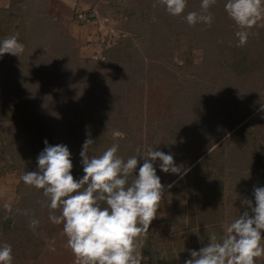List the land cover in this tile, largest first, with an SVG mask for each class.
<instances>
[{
  "label": "rangeland",
  "instance_id": "obj_1",
  "mask_svg": "<svg viewBox=\"0 0 264 264\" xmlns=\"http://www.w3.org/2000/svg\"><path fill=\"white\" fill-rule=\"evenodd\" d=\"M19 1L22 0H0V5L6 8ZM75 3L74 0H61V2L51 0L49 6H52L53 10L60 15L72 17L75 12ZM81 9L80 16L90 19L91 22L83 24L73 21L69 27L71 35L75 38V49L89 64H93L102 60L105 48L116 44L120 33L128 35L129 30L124 25L128 12L122 5L115 14L111 12L105 15H102L98 9L92 8L90 3L84 4ZM7 11L8 9L0 10V16ZM175 18L178 19L179 16H173L172 21ZM24 25L26 22H20L18 27ZM166 30L173 34L176 26L174 23L168 24ZM182 33H185V30H182ZM39 35L44 40L43 43ZM39 35L36 41H29L34 42L31 49L42 47L45 42L50 47L53 43L54 45L58 43L57 39L53 37L52 40L51 36H48L50 31ZM25 37L27 38L26 35L21 34L18 39L21 42ZM171 38L173 39V35ZM60 48L69 51L68 53L71 51V46L66 40L60 42ZM115 53H113L115 56L119 55ZM127 57L128 54L118 56L117 63L122 64L119 67L118 65L104 67L98 79L99 82H97L99 92L105 95L107 106L110 107L108 115L104 113L103 106H98L95 111L87 109L88 113H85V110L79 112L78 108L76 111L75 103L79 98L86 97V93L90 90V87L87 88L88 85L93 84L75 75L76 70L71 73L72 77L61 76L59 79H53L52 83L47 81L42 85L37 81H29L23 86L38 90L50 87L48 90L50 94L44 93L41 98L46 102L50 100L53 102L48 109L49 117H52L51 125H47L48 129L40 134V138H43V141L48 140L51 145L65 144L68 146L72 153L74 178L78 179L83 175H76L81 166L76 159L81 160L79 153L88 135L95 141L91 146L90 156L94 154L98 156L116 143L119 145L118 155L123 156L124 154V157H127L129 150L140 146L143 151L159 150L173 155L181 173L187 170L186 175L180 178V174L161 171L159 160L154 163L157 175L160 176L161 183L165 186V192L157 210V217L149 226L147 238H141L140 245L137 247V252L143 258L141 264H152L150 248L155 255V264H185V260L191 258L190 250H199L209 242V233H215L219 238L224 228L245 211L242 200L244 198L254 199L251 190L254 186H264V164L260 163L258 166L255 163L257 158L264 162V129L262 131L264 104L254 109L241 122L248 119L253 122L250 128L257 132L256 135H253L249 128V130H241L229 137L228 134H223L226 130V119L229 117H225L224 113L214 114V108H210L207 104L203 107L201 104L198 106L194 100L196 99L195 91L191 94V99L184 100L186 89L178 90L181 79L173 74L177 70L172 68L169 60L177 65H184L185 60L181 57V50L173 48L171 54L166 55L168 58L160 56L153 59L152 68L147 69L149 78L140 87H135L129 82L127 76L123 79L124 72L130 69L129 64H124ZM62 59L64 58H53L49 61L46 59L40 68L67 72L71 66ZM16 61V55L6 53L0 57V79H2V72L15 66ZM107 69L112 74L106 73ZM116 75L120 76L119 79L114 77ZM204 78L203 82L207 83L208 93L220 102L223 99V93L227 91L224 88L223 79L207 75L206 72ZM120 79H123L120 82L122 86H114L115 80ZM189 85L190 80L185 83V87ZM1 87L0 85V92L6 93L7 90L4 91ZM13 87H16V90L11 86L9 89L6 87L9 90L5 100L7 102L20 94L17 90H20L21 84ZM200 91L202 98L206 90ZM23 99L29 100L25 95ZM3 100L0 97V145L5 143L8 146L11 144V136L15 131V123L19 121L18 117H30L31 113L27 111L31 110L29 106L13 110L7 107ZM26 102L29 103V101ZM46 102L43 105H49ZM189 102L200 111L199 115L196 112V118L193 117L188 121L197 119L196 124H193L190 129L185 127L186 129L182 128V131L177 130L176 135L171 136L173 134L170 135L167 126L163 123L179 117L190 118L189 111L192 108ZM104 121H107L106 129ZM191 134L195 135V140H191ZM16 137L20 138L21 135ZM30 141L28 139V142ZM34 141L37 140L34 139ZM202 142L203 145L200 147L199 144ZM208 145L211 146L205 150ZM223 151L229 154L226 161L224 159L221 161L219 156V153ZM36 152L37 150L32 149L27 160H19L17 157H6L0 149V207L11 211L12 214L9 216L11 221L13 209L21 200L23 189L29 188L20 180V176L25 171L36 170V160L41 151ZM142 163L143 160L140 161V164ZM170 184L172 186L169 188ZM56 214L59 215L58 212ZM32 219L39 221L35 230L29 227L30 222L23 221L21 228L14 236L8 232L12 229L11 225L6 230L3 223H0V244L6 242L12 245L13 264H74L75 258L67 246V238L62 233V225L50 222L49 209L43 210ZM17 222L13 221L14 224L21 223ZM262 236H264V231H262ZM53 247L55 251H50ZM256 264H264V255L257 258Z\"/></svg>",
  "mask_w": 264,
  "mask_h": 264
},
{
  "label": "trees",
  "instance_id": "obj_2",
  "mask_svg": "<svg viewBox=\"0 0 264 264\" xmlns=\"http://www.w3.org/2000/svg\"><path fill=\"white\" fill-rule=\"evenodd\" d=\"M200 2L201 0H188L185 15L190 11L200 12ZM88 3H90L92 8L98 9L102 15L111 12L115 14L121 5L125 6L128 12L124 21L125 27L129 30H127L128 35L120 33L117 36L116 44L105 48L102 60L93 64H89L79 51L75 49V38L71 35L69 27V24L73 21L83 24L91 22L90 19L80 16L82 6ZM154 3H156V0H76L75 12L72 17L56 13L52 6H49L51 5V0H22L6 8L0 6V10L8 9L6 13L0 16V40L15 33H17L18 38L21 34L27 36L21 41L24 45V51L20 56L16 55L15 66L5 69L2 72V79H0V85L4 91H9V86L16 90V87L14 88L13 86L21 84L20 90H17L20 94L8 100V102L5 100L9 92H0V97L1 100L4 99L3 102H6L7 107L13 110L27 106L31 110L27 111V113H31L30 117H18L19 121L15 123V131L11 136V144L6 146L5 143H2L0 145L1 152L6 157H17L19 160H27L32 149L37 150V152L42 151L45 147V139L43 141V138H40V134L48 129L47 125H51L52 117H49L50 112H48V109H50V105H53V102H51L52 100L46 102L45 99L41 98L44 93L50 94L48 91L50 87L39 90L36 88L28 89L23 86L25 83L29 81H37L40 85L47 81L52 83L53 79H59L61 76L72 77L71 73L76 70L75 75L82 77L83 80L89 83L93 82L91 86L89 84L87 87H90V90L86 93V97L79 98L78 102L75 103L76 111L78 108L79 112L85 110V113H88L89 110L95 111L98 106H103L104 113L106 112L108 115L110 107L107 106L105 95L99 92L97 86L104 67H109L110 65H118L119 67L122 64L117 63L118 56L128 54L124 64H129L130 69L124 72V75H122L123 79H126L125 76H127L129 82L135 87H140L149 78L147 69L152 68L153 59L160 56L168 58L166 55H170L173 48L181 50V57L185 60L182 66L169 60L172 68L174 67L177 70L173 74L181 79V85L177 87L178 90L180 88L186 89L184 100L191 99V94L195 91L196 99L194 100L198 103V106L201 104V107H203L207 104L210 108H214V114L222 115L224 113L225 117H229L226 119V125L224 124L226 130L223 133L228 134L229 137L236 135L241 130H249L254 123L249 119L243 123L241 122L254 109L264 104V21H260L257 26L248 31V39L245 45L237 46L235 33L239 29L224 10L225 0H217L216 5L209 9V12L214 17L211 26L202 23L189 26L182 16L172 21L173 16L167 14L158 3L154 7ZM43 18L47 20H42ZM20 22H26V25L18 27ZM171 23L176 26L173 34L166 30V25ZM182 30H185V33H182ZM47 31H50L48 36H51V39L53 37L57 39L58 43L55 45L53 43V46L50 47L45 42L42 47L31 49L34 43L32 41H36V37L40 33L45 34ZM172 35L173 39L171 38ZM183 35H185L184 38ZM30 40L32 41L29 42ZM64 40L68 41L72 52L68 53L69 51L67 52L60 48V42ZM43 41L41 39L42 43ZM171 41L173 45L170 43ZM115 52L119 53V55L115 56L113 54ZM53 58H64L62 60L70 64L71 67L67 72L64 70L61 72L58 69L40 68L43 61H46V59L49 61ZM107 72L108 69L106 70ZM205 72L207 75L217 77V79H223L224 88L227 91L223 93V99L220 102L208 93L207 83L203 82L205 81ZM167 76L171 77L170 75ZM114 77L119 79L118 77L120 76L116 75ZM123 79L115 80L114 86L121 87L122 83L120 82ZM188 80H190V85L185 87V83ZM203 89L206 90V94L201 98L200 90ZM23 95L28 97L29 100L23 99ZM26 101H29L30 105ZM45 102L49 105H43ZM188 104L191 105L190 102ZM189 105L186 106L189 107ZM190 107L192 108L189 111L190 118L179 117L176 120L163 123L167 126L170 135L173 134L171 136L176 135L177 130L182 131V128L186 129L185 127L190 129L193 124H196L197 119L188 121L193 117L196 118V112L199 115L200 111L193 104ZM106 122L104 121L103 124L105 125ZM263 129L264 124L262 125V131ZM172 131L175 132L172 133ZM251 132L253 135L257 133L253 130ZM184 134L186 136V133ZM95 135L97 134L95 133ZM105 135L103 134V136ZM191 135V140H195V135ZM28 139L31 141L28 142ZM34 139L37 141H34ZM201 145H203V142L199 144L200 147ZM209 146L211 145H208L205 150ZM34 147L36 148L34 149ZM127 153V157H124L123 154L125 159L135 155L136 149L132 148ZM228 155L226 151L219 153L221 161L223 159L226 161ZM76 162H80V159H76ZM255 163L258 166L260 163L264 164L259 158H257ZM80 168L76 175L84 174L82 165ZM28 187L23 189L21 200L13 209L12 221L9 219L12 214L11 211L3 210L0 207V223H3V227L6 230L10 228V225L12 226V229L8 230L11 236L16 235V231L21 228L23 221L30 222L32 218L37 217L43 210H48L45 206L46 199L43 196V191ZM253 188L251 189L252 191ZM14 220L21 223L17 222L18 224H14ZM149 250L152 264H155V255L152 253L151 248Z\"/></svg>",
  "mask_w": 264,
  "mask_h": 264
},
{
  "label": "clouds",
  "instance_id": "obj_3",
  "mask_svg": "<svg viewBox=\"0 0 264 264\" xmlns=\"http://www.w3.org/2000/svg\"><path fill=\"white\" fill-rule=\"evenodd\" d=\"M157 3L169 15L182 16L189 26H211L214 17L209 9L217 0H201V11L186 15L188 0H156L153 6ZM224 10L239 29L235 33L237 46L245 45L248 31L264 20V0H225ZM23 51L18 35L0 40V57L6 53L20 56ZM94 143L88 135L82 144L79 155L84 174L77 179L72 174L68 146L51 145L45 139L36 170L25 171L20 180L43 191L49 220L62 225L74 264H141L143 258L137 247L141 238H147L165 192L154 163L159 160L161 171L180 174V178L187 170L181 173L173 155L143 151L140 146L126 159L118 155L116 143L102 154L90 156ZM252 196L254 199L242 200L245 211L224 228L219 238L209 233L206 245L190 250L191 258L185 264H256L264 255V186H254ZM38 224L37 219H31L29 227L35 230ZM13 260L12 245L0 244V264H13Z\"/></svg>",
  "mask_w": 264,
  "mask_h": 264
},
{
  "label": "crops",
  "instance_id": "obj_4",
  "mask_svg": "<svg viewBox=\"0 0 264 264\" xmlns=\"http://www.w3.org/2000/svg\"><path fill=\"white\" fill-rule=\"evenodd\" d=\"M60 2H61V0H60ZM74 2H76V0H74ZM0 6H2V5H0Z\"/></svg>",
  "mask_w": 264,
  "mask_h": 264
},
{
  "label": "water",
  "instance_id": "obj_5",
  "mask_svg": "<svg viewBox=\"0 0 264 264\" xmlns=\"http://www.w3.org/2000/svg\"><path fill=\"white\" fill-rule=\"evenodd\" d=\"M180 63H182V61H180Z\"/></svg>",
  "mask_w": 264,
  "mask_h": 264
}]
</instances>
